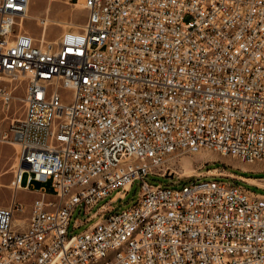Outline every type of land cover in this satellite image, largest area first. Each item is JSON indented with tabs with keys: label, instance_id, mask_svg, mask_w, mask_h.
<instances>
[{
	"label": "built area",
	"instance_id": "1",
	"mask_svg": "<svg viewBox=\"0 0 264 264\" xmlns=\"http://www.w3.org/2000/svg\"><path fill=\"white\" fill-rule=\"evenodd\" d=\"M81 1L85 21L47 44L23 25L30 0H0L4 108L24 85L0 264H264L263 194L201 181L238 180L222 174L146 181L166 175L171 151L264 164V0ZM95 171L103 178L77 192ZM47 181L52 193L37 190L21 228L17 192ZM135 182L137 202L113 212ZM113 192L78 227L105 217L69 235L76 210L87 215ZM115 245L125 253L112 257Z\"/></svg>",
	"mask_w": 264,
	"mask_h": 264
},
{
	"label": "rangeland",
	"instance_id": "2",
	"mask_svg": "<svg viewBox=\"0 0 264 264\" xmlns=\"http://www.w3.org/2000/svg\"><path fill=\"white\" fill-rule=\"evenodd\" d=\"M75 4L76 0H30L29 10L24 25L28 29L29 34L32 35L36 43H38L43 29V25L40 24L38 20L41 19L42 22L47 20V27L44 30V33L46 31L45 40L54 41L63 31L68 29L69 24L78 26L85 21V10L76 9ZM23 94L24 85L22 83V85L17 88L14 94L15 99L8 109L4 108L0 102V207H8L13 195L12 181L15 171V158L17 157L19 147L17 144L15 145V141L12 138L11 127L12 123H15L22 116L23 106L21 98ZM63 94L66 95L67 92L63 91ZM209 168L210 170L217 169V171L213 173L226 171V173H235L244 177L264 178V172L252 173L253 171L264 170L263 163H244L229 155L210 150H201L195 154L174 153L167 159L165 166L160 172L166 173V175L164 177L150 175L147 177L146 181L152 185L176 187L178 184H182L177 181L178 179L183 181L187 179V177H194L199 173H206ZM244 170L247 172L242 173ZM168 173L172 174L169 175ZM202 180H218L227 184H235L252 192L264 195V189L256 188L240 180L224 177H206L201 179V181ZM41 187L45 188L48 195L52 193L50 181L34 183V189L38 190ZM114 193L115 192L99 201L87 215H85L83 210H76L70 221L68 229L69 235H78L86 230L93 222L105 217L104 215L99 216L78 227V222L85 221L89 214L96 211L101 205L107 203ZM139 194L140 186L138 182H135L125 198L123 200H118L112 205L113 212H121L133 206L137 202ZM35 197L36 196L31 192L23 190L17 192L16 200L24 206V210L23 212L19 211L15 213V218H19L21 221L27 218L29 207ZM20 225L22 228L25 222H20Z\"/></svg>",
	"mask_w": 264,
	"mask_h": 264
},
{
	"label": "bare ground",
	"instance_id": "3",
	"mask_svg": "<svg viewBox=\"0 0 264 264\" xmlns=\"http://www.w3.org/2000/svg\"><path fill=\"white\" fill-rule=\"evenodd\" d=\"M75 6L76 9H81V8L83 9L82 1L79 0V2L75 4ZM28 10H29V6H28ZM38 22L43 25L42 34H40L41 41L47 44L55 43L61 34L54 41H48V40L46 41L45 40L46 31L44 33V30L47 27V20L45 22H42L40 19L38 20ZM18 85L21 84L19 83ZM176 152L178 151H171V155H173ZM215 152L221 153V151H215ZM221 154L229 155L226 153H221ZM245 162L252 163L253 161H245ZM16 165H17V157L15 158V167ZM139 166H152V159H139ZM121 169H128V162H121ZM112 176H120V169H112ZM102 178H103V171H95V174H90V179H82L81 183L76 184V191L85 192L88 190L90 186V181H97V179H102ZM253 183L264 188V181H254ZM52 213H59V206H52ZM15 220L19 225L20 222H24V220L21 221V219L19 218H16ZM129 240H136V232H129ZM123 253H125V245H115V247L112 250V257H119Z\"/></svg>",
	"mask_w": 264,
	"mask_h": 264
},
{
	"label": "crops",
	"instance_id": "4",
	"mask_svg": "<svg viewBox=\"0 0 264 264\" xmlns=\"http://www.w3.org/2000/svg\"><path fill=\"white\" fill-rule=\"evenodd\" d=\"M216 171H217V169H213V170H208L206 173H208V175L222 174V175L230 176V177L236 178L238 180H242L243 182H245V183H247L249 185H252V186H254L256 188L264 189L263 187H259V186H257L256 184L253 183L254 181H264V178L263 179H252V178L244 177V176H241V175H238V174H235V173H226V171H223V172H220V173H213V172H216ZM243 172H247V171L244 170ZM31 193L34 194L35 196H38L37 189H34L33 191H31ZM24 222H26V219L24 220Z\"/></svg>",
	"mask_w": 264,
	"mask_h": 264
},
{
	"label": "trees",
	"instance_id": "5",
	"mask_svg": "<svg viewBox=\"0 0 264 264\" xmlns=\"http://www.w3.org/2000/svg\"><path fill=\"white\" fill-rule=\"evenodd\" d=\"M208 170H210V168L209 169H207V171ZM242 173H244L243 171H242ZM246 173V172H245ZM242 176V175H241ZM248 178H252V177H248ZM252 179H263L262 177H254V178H252Z\"/></svg>",
	"mask_w": 264,
	"mask_h": 264
}]
</instances>
